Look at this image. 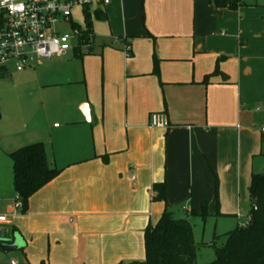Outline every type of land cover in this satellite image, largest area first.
<instances>
[{
    "label": "crops",
    "instance_id": "1",
    "mask_svg": "<svg viewBox=\"0 0 264 264\" xmlns=\"http://www.w3.org/2000/svg\"><path fill=\"white\" fill-rule=\"evenodd\" d=\"M239 1L94 4L82 58L72 50L21 72L39 77L26 101L42 112L25 114L33 124L23 127L2 116L0 161L42 142L61 172L16 214L13 176L0 172V214L12 220L0 264L143 261L145 232L166 210L188 217L207 201L217 212L215 175L221 215L239 208L264 134V2ZM85 8L73 13L83 25L73 16L67 30L87 28ZM157 113L169 128H149ZM158 183L166 202L153 201Z\"/></svg>",
    "mask_w": 264,
    "mask_h": 264
},
{
    "label": "trees",
    "instance_id": "2",
    "mask_svg": "<svg viewBox=\"0 0 264 264\" xmlns=\"http://www.w3.org/2000/svg\"><path fill=\"white\" fill-rule=\"evenodd\" d=\"M217 7L236 8L239 0H211ZM86 22V35L92 33V13L90 8L84 9ZM95 19H103L102 12H94ZM78 58H82V48L78 47ZM156 62V73L157 70ZM212 75H221L226 81L228 76L217 67ZM209 77H206L205 83ZM2 118L0 105V120ZM264 145V136L262 137ZM13 162L14 190L23 203L22 213H26L30 198L54 180L61 172L60 169L51 167L48 161L46 147L42 142L24 146L10 153ZM215 177L217 202V215L219 211L217 175ZM250 211L248 218L251 221L246 226H241L226 234L227 241L224 246L215 248L216 259L209 264H264V172L254 173L249 186ZM166 183L154 185L153 201L166 202ZM211 215L208 202L202 204L200 212L192 210L184 219L175 218L169 211H165L154 226L145 232L146 257L143 261L120 262L118 264H197L198 244L194 236V225L191 218L201 217L206 220Z\"/></svg>",
    "mask_w": 264,
    "mask_h": 264
},
{
    "label": "built area",
    "instance_id": "3",
    "mask_svg": "<svg viewBox=\"0 0 264 264\" xmlns=\"http://www.w3.org/2000/svg\"><path fill=\"white\" fill-rule=\"evenodd\" d=\"M111 0H0V74L9 66L21 73L44 61L65 56L78 47L88 50L93 42L86 29L64 25L72 21L74 10L94 4L108 5ZM129 46L126 51L129 52ZM170 123L163 113L153 114L150 129H167ZM264 131V129H263ZM13 213L21 212L23 203L17 194ZM251 221L248 218L246 225ZM11 216L0 214V239H5Z\"/></svg>",
    "mask_w": 264,
    "mask_h": 264
},
{
    "label": "rangeland",
    "instance_id": "4",
    "mask_svg": "<svg viewBox=\"0 0 264 264\" xmlns=\"http://www.w3.org/2000/svg\"><path fill=\"white\" fill-rule=\"evenodd\" d=\"M251 4H255L257 1L264 2V0H247ZM74 16L76 22H79L83 25V16L79 13ZM84 51V48L82 49ZM71 51L68 55H71ZM51 62L44 61L43 64L47 65ZM42 66H38L35 70H41L44 68ZM10 73L9 74H0V105H1V113L4 117H11L12 120L16 123L19 122L20 126L23 127L24 124H33L30 120H28L27 113L33 110L35 113L42 112L39 108L28 110V105L26 98L31 94L30 90H32L33 84L38 76H26L25 73H15L13 71L12 66H9ZM26 71V70H25ZM39 100V97L37 98ZM59 122V121H58ZM0 123H4L2 118ZM37 123V122H36ZM54 124V123H53ZM48 126V123L46 124ZM60 125V123H59ZM259 132L261 127L258 128ZM264 136V134H263ZM263 145V144H262ZM263 153L258 156V160L256 161L255 172L262 173L264 172V145L262 146ZM0 172L6 176L9 175V178L13 176V162L10 156H5L0 161ZM14 182V180H13ZM239 208L226 215H217L215 211L212 213L206 220H203L201 217H195L192 222L194 225V236L196 243L198 244V256H197V264H209L216 259L215 248L211 245L215 243V246L221 248L225 245L227 241L226 234L230 231L235 230L238 227L243 226L248 220V212L250 210V197L249 190L248 193H244L241 196ZM187 214L183 211L180 214L175 213L176 218L186 217Z\"/></svg>",
    "mask_w": 264,
    "mask_h": 264
}]
</instances>
